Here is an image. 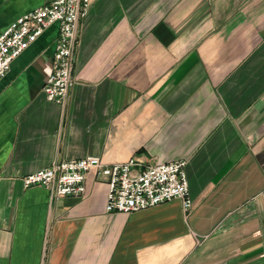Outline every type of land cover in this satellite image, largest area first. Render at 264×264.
<instances>
[{"label":"crops","instance_id":"0c3cea01","mask_svg":"<svg viewBox=\"0 0 264 264\" xmlns=\"http://www.w3.org/2000/svg\"><path fill=\"white\" fill-rule=\"evenodd\" d=\"M45 1L0 0V31ZM58 31L0 79V264H264V0H91L63 105ZM87 155L187 159L191 210L107 211L96 170L83 197L24 184Z\"/></svg>","mask_w":264,"mask_h":264},{"label":"built area","instance_id":"2783aa9c","mask_svg":"<svg viewBox=\"0 0 264 264\" xmlns=\"http://www.w3.org/2000/svg\"><path fill=\"white\" fill-rule=\"evenodd\" d=\"M91 0H46L20 15L0 31V79L19 57L52 24L59 25L52 70L43 90L50 101L65 104L74 84L75 55L79 45L81 19ZM185 158L148 164L139 169L136 157L106 163L97 155L55 161L23 177L26 187L39 185L51 197H83L90 171L101 172L108 181L106 210L130 213L168 202L182 201L188 213L193 206Z\"/></svg>","mask_w":264,"mask_h":264}]
</instances>
